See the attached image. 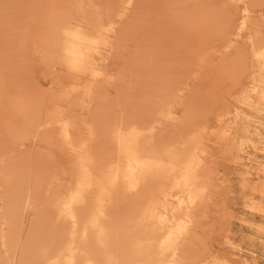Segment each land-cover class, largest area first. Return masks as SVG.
Here are the masks:
<instances>
[{
  "label": "bare ground",
  "instance_id": "1",
  "mask_svg": "<svg viewBox=\"0 0 264 264\" xmlns=\"http://www.w3.org/2000/svg\"><path fill=\"white\" fill-rule=\"evenodd\" d=\"M170 1L115 0V8L109 9L111 6L105 7L106 2H103L102 6L101 1L87 0L89 6L86 10L90 15L85 13L74 20L68 18V12L61 10L60 5L57 6L58 1L55 0V5L50 7V17L45 26L50 36L48 45L44 46L48 47L46 59L52 66L64 63L76 75L88 73L90 76L84 82L75 80L57 95L65 96L70 106L76 103L79 107L80 105L87 109L91 107L94 113L92 114L93 111L89 113L92 115L85 121L86 136L80 137L81 139L75 138L72 134V128L78 121L72 114H63L55 109L47 118V123H50L54 121L52 119L54 116L62 117L58 122L59 135L63 143L75 149L76 160L72 169V185L67 194L56 202L58 217L70 224L67 232L69 241L58 249L56 241L54 245L57 236L41 239L43 242L50 239L51 248L41 244L33 256L35 264H209L205 259L202 237L197 232L214 190L212 180L214 168L204 158L208 130L201 111L207 99L201 102L203 97L201 99L187 97L182 101L183 113L178 114L175 111L177 103L175 94L178 91H186L188 86L186 80H182L184 85L179 80L182 77L188 78L210 55H207L209 50L201 49V36L197 30L199 26L206 25L207 18L201 20L204 14L199 13L194 18L178 21L177 25L173 26L174 30L164 28L165 20L159 13L163 7L170 5ZM180 1L186 0H174L173 3ZM3 3L0 5L1 8ZM86 10L79 11L84 13ZM220 18L221 15L218 22ZM223 22L224 16L221 26ZM13 26L15 31L17 27ZM6 28L9 29L8 26ZM177 32L181 34L177 36ZM2 33L5 35L4 30ZM2 33L0 39L3 36L2 42L6 43L7 39H4ZM10 34H6L5 38ZM187 34H190V37L194 36L188 43L183 42L184 39L181 37H187ZM14 35L16 33L13 34V38H16ZM20 35L17 39L21 43L23 38H20ZM133 39L137 47L134 44L136 51L133 52V57H129L134 58L132 60H136L134 62L138 65L144 61L147 69L144 67L143 71V65H140L142 68L136 66V70L137 64H131V69L136 70V79L126 81L125 88L118 90L116 96L112 95L113 98L112 96L100 98V94L104 92L103 82L122 80L125 69L112 74L105 69L97 68L92 58L103 52H106L107 57H111L113 52L118 51L117 48L124 51L125 45H129L127 48L130 49V43L133 42L126 43ZM11 45H8L9 50L14 49ZM236 54L240 55L238 52ZM8 55L6 56L9 57ZM115 55L112 57H116ZM15 56L12 57L15 59ZM5 64L7 65V62L3 66ZM144 73L148 75L146 80L149 79L148 83L144 80L146 88L141 95L138 94L139 97H133V93L139 87L140 76ZM226 76L228 77V73L222 75L221 88L226 85L228 80ZM2 86L4 85H0ZM24 86L22 84V87ZM19 87L23 89L21 85ZM20 88L18 93L21 94L17 93L15 97L19 110H16V113L19 115V112H22L23 118L28 119L30 125L32 121L29 122V119L35 117V112L33 115L30 113L42 100H38L40 95L37 96L38 99L31 97L33 92L37 91L33 88L34 91L32 89V92L30 91L32 94H29V97L33 98L32 103L25 101L23 98L25 95L22 94L30 88L25 86L27 90L23 89L24 91ZM218 95L215 92L210 96L215 98ZM50 98L54 96L51 95ZM34 99L38 100V103ZM13 122L12 124H15ZM165 122H169L173 130H164ZM11 133L17 136L15 131ZM18 137L20 138V135ZM11 140L14 141L13 138ZM18 141L16 140L14 144ZM2 150L4 151V148ZM18 158L16 160H19ZM21 159L23 163L24 157ZM18 165L16 168L12 167L14 165L9 166L11 169L18 168L19 172L23 171L22 168L25 166L23 165L20 170ZM4 170H1L3 176L6 174L3 173ZM9 171L14 172L8 168V175L6 174L8 179L12 176ZM13 175L15 176L14 173ZM24 176L22 180H25ZM18 179L20 180L19 176ZM9 186L10 188L7 185L10 194L7 195L12 197L5 201L6 207L3 206V209L6 208L4 212L14 216L29 194L20 197V194H17L20 187ZM14 195L16 198L13 200ZM250 206L260 208L255 204ZM0 217L3 219L6 216ZM2 225L3 228L4 224ZM13 226L10 227L9 223L10 228ZM11 231L9 230L11 235H4L3 242L0 243L3 244L1 247L5 246L8 250L14 248ZM3 259L0 257V264H6ZM215 263L223 264L219 261Z\"/></svg>",
  "mask_w": 264,
  "mask_h": 264
},
{
  "label": "rangeland",
  "instance_id": "2",
  "mask_svg": "<svg viewBox=\"0 0 264 264\" xmlns=\"http://www.w3.org/2000/svg\"><path fill=\"white\" fill-rule=\"evenodd\" d=\"M2 1L0 0V5L4 2ZM5 1L3 4L7 7L4 8V5L2 6L4 9L0 7V10H3V12L0 11V15L3 13L0 16L2 19L0 32L2 33L4 30L5 35L10 34L8 32H12V34L5 38L2 33L4 39H7L6 43L2 42L3 36L0 39L3 43V46L0 45V56H4L0 57V85H4L0 87V124H2L0 125L2 137H0V142L7 141L4 144L0 143V207H2L0 208V215L2 218L6 216L3 218L4 220L0 217V243L3 242L4 235L10 234L9 230H12V237L16 241L12 239L13 250H8L5 246L1 247L3 244H0V257L4 258L6 264H35L33 256L40 245H48V248H51L49 247L51 240L48 239L43 242L44 239L57 236L54 245L57 243L56 248L58 249L64 247L69 241L67 232L70 224L58 217L56 202L67 194L70 185H72V169L76 160L75 149L71 145L63 143V139L59 135L58 122L62 117L54 116L52 118L54 121L50 123H47V118L52 115L55 109L63 114H72L78 119L72 128V134L75 138L81 139L86 136L85 121L94 111L91 107L88 109L81 105L79 107V104L76 103H72L73 106H70L65 96L57 95L75 80L84 82L90 76L88 73L76 75L64 63L52 66L45 57L48 47L44 46L48 45L50 38L45 26L50 17V7L55 5V0H8L9 4L7 0ZM56 1H58L56 4L57 6L60 5L61 10L68 12V18L71 20L80 18L82 14L88 11L86 10L89 6L87 0ZM98 1L106 2L105 7L111 6L109 9L115 8V0ZM173 2L174 0H171L170 5L166 8L163 7L164 9L159 13L160 16L164 17V28L174 30L173 26L177 25L178 21L187 20L190 17L194 18L199 13L204 14L201 20L207 18L206 25L199 26L197 30L201 36V49L209 50L207 55H210L188 78L183 79L184 77H182L179 80L180 83L182 80H186L187 84H185L188 86L187 89L184 88L186 91H178L175 94V101H177L175 111L178 114H182L184 111L182 101L186 100L185 98L201 99L203 97L201 102L207 99L201 111L208 130L204 146L206 151L204 158L214 168V175H212L214 190L210 203L205 210L204 218L197 230L203 240L205 259L208 260L209 264H216V261L223 262V264H264V0H186ZM79 10L86 11L82 13ZM86 15L89 16L90 14L87 13ZM220 15V22H218ZM223 16L224 22L221 26ZM5 26H8L9 29L7 30ZM12 26L17 27L15 31L19 32L18 30H20L21 32H15ZM15 33L16 38H13ZM20 34H24V37ZM179 34L181 32H177V36ZM18 35L23 38V41L19 38L21 43L17 39ZM181 37L184 39L183 42L188 43L194 36L190 37V34H187V37ZM11 41L15 43H11ZM16 42H19L21 47ZM7 43L8 45L12 44L11 48L14 49L9 50ZM129 43L130 49L135 50L132 49L131 51L127 48L129 45H125L124 51L121 50L122 48H117L118 51L113 52L112 56L116 54V57H107L106 52H103L92 58V61L96 62L97 68L105 69L112 74L125 69L122 80L103 82L104 92L100 94V98L116 96L118 90L125 88L126 81L135 80L137 77L136 66L138 68L143 67V71L147 69L144 61H141V64L137 61L143 65L140 67L135 63L136 60H132L134 58L131 57L136 51L134 44L135 46L137 44L134 39L126 44ZM13 52L16 56L13 55ZM237 52L242 57H237L240 56L236 54ZM20 53L23 56H20ZM18 54L19 56H17ZM117 55L121 56L118 57ZM12 56H15V59ZM5 62H7L6 68L3 66ZM133 63L137 64L135 65L136 70L131 69ZM234 64L237 69H235ZM124 65L129 69L123 67ZM16 71H20V74ZM224 73H228V77H225L228 80L226 85L221 88L220 80ZM145 74L140 76L139 87L133 93V97H139L145 90L146 82L148 83L147 80H149H146L148 75L144 76ZM142 81L144 82L142 83ZM22 84L30 89H25ZM182 84L184 85L183 82ZM19 85L27 90L25 94H22L25 95L23 96L25 101L32 103L33 98L31 99L29 94H32L30 91L33 88L37 91H35L36 93L33 92L31 97H36V99L40 97L38 100H42L37 106H43V108L36 106L39 109L38 112L35 107V110L30 113L33 115L35 112L34 116H37L36 118L32 117L36 122L29 119V122L32 121L30 125L28 119L23 118L22 112H19V115L16 113L19 111L15 101V97L19 94ZM215 92L219 95L212 98L210 95ZM51 95L54 98L51 99ZM37 96L39 97L37 98ZM38 100L34 99L37 103ZM89 109L91 110L88 112ZM91 111H93L92 114H89ZM13 121L16 126L12 124ZM2 122L7 124L4 125ZM43 122L44 124H40ZM168 123H164V130H173L171 124ZM13 131L17 133V136L15 133L12 135L11 132ZM10 138H13L14 141ZM16 140L18 142L14 144ZM9 143H12V146L8 145ZM20 157H24V164ZM7 163H9L8 166L14 165L12 167L15 168L19 164L20 170L21 167L25 166L22 168L23 171H20L23 176L26 174L25 180H22L23 176L18 168L11 169L12 167H8ZM8 168L14 171L12 173L9 171L13 178L11 176L8 179L6 176V174L8 175ZM1 170L6 173L4 176ZM6 181L9 188V185L16 188L20 187L17 191L20 197L26 193L29 194L27 200L24 199L20 208L18 207L14 216L4 212L6 208L3 209V206L6 207L5 201L12 197V195H7L10 194V189L7 187ZM15 183L23 184V186ZM15 198L14 195L13 200ZM250 204H255L260 208L250 206ZM2 223L4 224L3 228ZM9 223L10 227L16 226L10 228ZM13 232H15L14 236Z\"/></svg>",
  "mask_w": 264,
  "mask_h": 264
}]
</instances>
